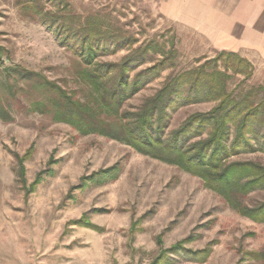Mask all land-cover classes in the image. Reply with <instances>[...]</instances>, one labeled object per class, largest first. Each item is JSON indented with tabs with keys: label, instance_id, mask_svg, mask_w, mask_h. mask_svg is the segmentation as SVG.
Wrapping results in <instances>:
<instances>
[{
	"label": "rangeland",
	"instance_id": "1",
	"mask_svg": "<svg viewBox=\"0 0 264 264\" xmlns=\"http://www.w3.org/2000/svg\"><path fill=\"white\" fill-rule=\"evenodd\" d=\"M23 1L0 0V69L40 73L57 86L79 90V97L84 92L74 74L80 57L62 38L67 34L68 43H80L87 23L85 33L99 31L92 35L96 46L101 38L106 44L95 56L96 65L116 72L131 56L141 62L126 79L127 86L137 79L141 89L128 94L120 114L140 110L168 91L175 78L204 69L226 72L227 91L235 96L264 87V36L243 34L231 19L218 18L214 27L189 26L162 9L171 6L165 0H36L51 14L44 24L36 12L25 17L29 5ZM65 12L71 17L64 19L72 29L68 33L57 26V16ZM240 33L252 42L241 45L237 39L246 37ZM157 47L162 53L154 51ZM222 52L248 61L249 77L241 71L249 70L245 63L228 62L241 72L225 68ZM35 92L27 89L15 99L13 111H19L12 121L0 120V264H264V220L250 212L264 203V180L240 177L242 167L264 173V140L252 138L251 150L234 151L225 161L234 166L229 172L235 183L247 184L245 195L235 188L228 193L234 204L176 165L30 111L28 99L40 98ZM195 95V103L165 111L164 139L220 101L191 90L189 97ZM232 205L246 208L248 215Z\"/></svg>",
	"mask_w": 264,
	"mask_h": 264
},
{
	"label": "trees",
	"instance_id": "2",
	"mask_svg": "<svg viewBox=\"0 0 264 264\" xmlns=\"http://www.w3.org/2000/svg\"><path fill=\"white\" fill-rule=\"evenodd\" d=\"M37 1L24 0L21 2L23 5H29L28 11H25V17L31 18L33 16L31 12H36L42 15L40 18L37 17L38 21L47 24L48 19L45 16L51 14L47 10L44 11L43 6L37 4ZM67 13L70 12L67 11ZM68 14L65 12L57 16L60 21L57 26L59 25L65 33L72 31L64 20L71 18ZM86 24L81 30L84 34L80 36V43L72 45L68 43V40H65L67 34L65 38H62L63 45L73 49L75 55L80 57L75 66L74 77L79 89L84 93L76 98L79 90H67L62 86H57L40 73L22 67H2L0 69V75H2L0 78V120L4 122L13 120V114L19 111L17 108L13 111L15 99L22 95L25 96L26 90L30 89L39 93L40 97L36 99L33 96L28 99L27 109L32 112L51 115L53 119L69 124L81 134L96 133L108 136L132 146L145 155L176 165L199 176L205 187L217 191L230 202L236 201L229 195L235 193L234 188L243 191L241 196L245 195L248 190L247 184L239 186L235 183L237 177L229 172V169L234 166L225 165V161L234 151L251 150L250 140L252 138L264 140V87L259 85L245 92L240 90L235 96L233 91H227L226 78L229 75L226 72L204 69L205 72H194L184 80L181 77L175 78L168 91L163 94L161 92V95L158 94L146 103L144 102L140 110L120 114L123 100L128 94L141 89L142 85L138 86L137 79L131 80L128 86L126 80L129 77L127 71L134 70L141 62H136V56H131L119 65L116 72L114 67L103 69L96 65L95 56L99 51L106 49V44L101 38V46L97 47L99 41L92 35L98 30L92 29L89 33H85L84 29L88 26ZM154 51L162 53L160 47L155 48ZM219 56H226L225 68H233L228 64L233 60L237 61L238 67L245 63L249 70L241 71L247 72L245 77H249L251 65L248 61L233 52H222ZM233 69L240 71L237 68ZM139 76L141 75H137V78ZM18 80H22V86L17 84ZM191 83H194L193 87L189 86ZM185 86H189L187 91L182 89ZM191 90H194L196 94L200 91L207 92L209 97L220 101L209 114L194 116L186 126L175 130L169 138L164 139L160 131L164 126L165 111L167 109L176 110L198 101V95H195V98L189 97ZM260 94L261 96L258 97ZM191 100L193 102H189ZM202 135H206V138L188 146L186 139ZM229 141L230 145H227ZM260 149L264 151V146ZM240 172V177L248 175L259 181L264 180V173H253L249 168L244 167ZM232 207L245 215L249 213L244 207L240 208L236 205ZM250 212H252V218L259 221L264 220V203L259 204Z\"/></svg>",
	"mask_w": 264,
	"mask_h": 264
},
{
	"label": "crops",
	"instance_id": "3",
	"mask_svg": "<svg viewBox=\"0 0 264 264\" xmlns=\"http://www.w3.org/2000/svg\"><path fill=\"white\" fill-rule=\"evenodd\" d=\"M167 1L171 6L162 9H170L173 12L171 18L187 21L189 26L214 27L218 18L231 19L243 34L264 36V0H165L166 5ZM243 34L246 39L239 38L237 42L241 45L245 41L252 42Z\"/></svg>",
	"mask_w": 264,
	"mask_h": 264
}]
</instances>
